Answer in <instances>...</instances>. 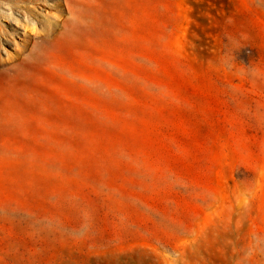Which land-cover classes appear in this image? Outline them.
Wrapping results in <instances>:
<instances>
[{"label":"rangeland","instance_id":"obj_1","mask_svg":"<svg viewBox=\"0 0 264 264\" xmlns=\"http://www.w3.org/2000/svg\"><path fill=\"white\" fill-rule=\"evenodd\" d=\"M0 264H264V0H0Z\"/></svg>","mask_w":264,"mask_h":264},{"label":"bare ground","instance_id":"obj_2","mask_svg":"<svg viewBox=\"0 0 264 264\" xmlns=\"http://www.w3.org/2000/svg\"><path fill=\"white\" fill-rule=\"evenodd\" d=\"M2 81H10L9 75L5 74V77H4V79Z\"/></svg>","mask_w":264,"mask_h":264}]
</instances>
